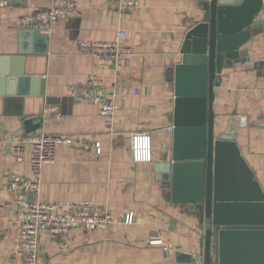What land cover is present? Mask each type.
<instances>
[{
    "label": "crops",
    "instance_id": "crops-1",
    "mask_svg": "<svg viewBox=\"0 0 264 264\" xmlns=\"http://www.w3.org/2000/svg\"><path fill=\"white\" fill-rule=\"evenodd\" d=\"M50 1L0 4V71H6L0 77L7 80L0 84V264H22L15 252L17 194L8 183L13 173L29 175L30 149L23 162H16L12 146L27 133L25 120L48 107L62 116L44 121L37 116L35 122L42 126L32 132L72 141L60 143L55 161L46 164L41 197L101 203L116 222L102 230L72 229L69 245L43 233L39 264H193L188 257L201 254L205 225L190 204L172 201L171 184L161 180L156 165L172 153L173 69L182 60L188 29L202 19L205 0H139L137 8L124 13L109 0H77L79 14L55 22L46 34L47 52L38 53L40 43L22 33L32 29L20 17ZM121 29L127 33L123 43L133 50L131 59L100 64L84 43L115 41ZM246 46L257 65L223 71L215 99L216 127L224 131L233 116L247 122L238 128L237 141L264 189V30ZM18 67L33 79L30 94H18V81L7 85ZM89 73L99 74L115 96L114 134L98 105L72 92ZM143 132L151 134L152 160L135 162L132 137ZM95 141L102 142L101 153ZM130 214L133 223L126 222ZM155 238L163 243H152Z\"/></svg>",
    "mask_w": 264,
    "mask_h": 264
},
{
    "label": "water",
    "instance_id": "water-1",
    "mask_svg": "<svg viewBox=\"0 0 264 264\" xmlns=\"http://www.w3.org/2000/svg\"><path fill=\"white\" fill-rule=\"evenodd\" d=\"M263 6L264 0H205L202 19L188 29L182 60L173 69V148L156 167L171 184L172 201L190 204L205 225L201 254L188 257L193 264H264V189L237 141L238 128L248 124L233 116L218 132L215 111L223 71L257 65L246 44L264 30ZM31 29L22 33L40 43L35 51L47 52L48 36ZM15 70L8 87L18 81V94H30L32 77ZM5 81L0 77V84ZM44 111L25 120L27 132L42 126L35 118Z\"/></svg>",
    "mask_w": 264,
    "mask_h": 264
},
{
    "label": "built area",
    "instance_id": "built-area-1",
    "mask_svg": "<svg viewBox=\"0 0 264 264\" xmlns=\"http://www.w3.org/2000/svg\"><path fill=\"white\" fill-rule=\"evenodd\" d=\"M23 0H0L2 6L13 5ZM111 6L120 13L135 9L139 0H109ZM79 14L77 0H51L50 4L20 17L22 25L37 28L48 34L52 25L60 19L75 17ZM115 41H95L84 43L100 64H126L133 55L130 46L123 43L127 33L118 31ZM73 94L81 95L98 105L100 115L105 119L108 132H116V99L105 86L103 78L89 73L86 83L72 87ZM137 92V91H136ZM62 113L46 108L43 121L48 117L59 118ZM173 130V127H170ZM72 139L60 134L46 132H27L15 140L12 154L16 162H23L30 149V173L28 176L13 173L8 186L17 194L15 205L16 247L15 252L22 264H39L40 243L43 233L53 235L59 241L69 245V232L72 229L87 231L107 229L116 222L113 213L103 204L91 201H46L41 197L43 173L46 164L56 159L60 143H70ZM97 152L102 151V142L95 141ZM131 151L135 162L152 160V139L150 132L136 133L132 137ZM130 214L127 223H133ZM152 243H163L162 239H152Z\"/></svg>",
    "mask_w": 264,
    "mask_h": 264
}]
</instances>
